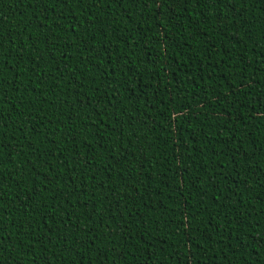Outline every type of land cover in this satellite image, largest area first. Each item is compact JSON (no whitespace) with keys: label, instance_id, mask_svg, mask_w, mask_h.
<instances>
[{"label":"trees","instance_id":"trees-1","mask_svg":"<svg viewBox=\"0 0 264 264\" xmlns=\"http://www.w3.org/2000/svg\"><path fill=\"white\" fill-rule=\"evenodd\" d=\"M0 264H264V0H0Z\"/></svg>","mask_w":264,"mask_h":264}]
</instances>
